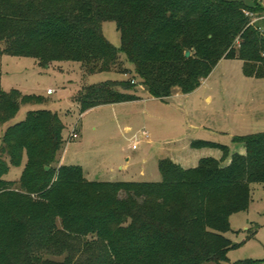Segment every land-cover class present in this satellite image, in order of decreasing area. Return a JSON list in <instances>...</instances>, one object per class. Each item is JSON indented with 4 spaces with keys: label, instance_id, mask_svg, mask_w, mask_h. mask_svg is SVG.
I'll list each match as a JSON object with an SVG mask.
<instances>
[{
    "label": "trees",
    "instance_id": "obj_1",
    "mask_svg": "<svg viewBox=\"0 0 264 264\" xmlns=\"http://www.w3.org/2000/svg\"><path fill=\"white\" fill-rule=\"evenodd\" d=\"M249 2L0 0V57L28 56L47 67L76 61L99 72L115 69L125 55L133 78L83 87L76 100L82 112L139 99L136 78L155 98L176 87L189 94L222 59L243 61L244 74L260 79L264 5ZM247 12L261 19L252 24ZM109 19L120 32L119 48L103 34ZM43 100L0 85V150L8 156L0 160V264H40L47 246L68 251L65 262L47 264H72L79 248L92 250L88 264H228L230 217L248 209L253 185L264 183V132L234 136V149L194 140L193 148L221 155L188 167L162 158L160 181H93L80 165H59L65 129L59 112L29 109L11 123L23 105ZM23 161L15 187L2 177Z\"/></svg>",
    "mask_w": 264,
    "mask_h": 264
},
{
    "label": "rangeland",
    "instance_id": "obj_2",
    "mask_svg": "<svg viewBox=\"0 0 264 264\" xmlns=\"http://www.w3.org/2000/svg\"><path fill=\"white\" fill-rule=\"evenodd\" d=\"M249 1L252 2L246 0ZM102 29L110 43L121 47V35L114 20L104 21ZM121 57L123 63L119 62L113 70L88 72V67L76 61L53 62L47 67L32 57L2 55V89H18L44 99L41 103L23 105L11 123L23 120L29 109L59 112L65 124L59 165H80L93 181H160V159H180L188 167L197 164L204 152H216L217 149L208 148L195 150L189 157L185 145L190 136L234 149L237 147L234 136L264 132V78L247 77L242 62L234 59L219 63L210 78L188 95L176 96L183 93L176 87L168 97L153 98L136 78L138 101L101 105L82 112L76 100L83 87L133 78L134 65L125 55ZM195 125H204L214 132L196 131ZM3 129L0 127V145ZM72 132H77L78 137L72 138ZM135 144L137 148L133 149ZM0 160L8 162V156L1 150ZM23 167L24 161L19 166L11 165L2 178L18 187ZM230 224L231 229L225 233L232 243L228 264L247 259L264 262V183L253 185L249 208L234 212ZM40 252L43 260L40 264L65 262L68 255L63 247L55 246L44 247ZM91 252L79 248L74 252L72 264H88Z\"/></svg>",
    "mask_w": 264,
    "mask_h": 264
},
{
    "label": "crops",
    "instance_id": "obj_3",
    "mask_svg": "<svg viewBox=\"0 0 264 264\" xmlns=\"http://www.w3.org/2000/svg\"><path fill=\"white\" fill-rule=\"evenodd\" d=\"M250 3V2H249ZM262 3H263V5H264V0H262ZM223 60H225V59H222L219 63H221ZM234 60H238V59H234ZM239 61H241V60H239ZM242 62V67H243V61H241ZM218 66V65H217ZM215 70V69H214ZM214 70H213V72H214ZM213 72L210 74V76L213 74ZM210 76L208 77V78H206L205 80H207V79H209L210 78ZM197 90V89H196ZM194 92V91H193ZM192 93V92H191ZM190 94V93H189ZM180 95H188V94H185V93H181V94H178V95H176V96H180ZM151 97H153V96H151ZM153 98H155V97H153ZM140 99V98H139ZM139 99H137V100H134V101H138ZM208 100H210V99H208ZM122 103H124V102H121V103H114V104H106V105H119V104H122ZM193 128H194V130H196V131H198V130H205V129H209L210 131H212V132H214V130H212L211 128H208V127H206V126H201V125H198V126H193ZM194 140H197V139H195V138H193L192 136H190V137H188V139H187V142H186V147H187V149H186V153H187V155L189 156V157H191V155H194V151L195 150H201V149H207V147H204V148H193L192 147V145H191V143H192V141H194ZM201 140H204V139H201ZM207 140V139H206ZM207 141H212V140H207ZM212 142H215V141H212ZM217 143H219V142H217ZM233 148V147H232ZM208 149H210V148H208ZM240 149V151L242 152L243 151V148H239ZM214 150V149H213ZM205 153V155L204 156H210V155H212V156H220L221 155V152L217 149L216 150V152H204ZM204 156H202V157H204ZM202 157H199L198 158V160L200 159V158H202ZM173 160H175V161H177V162H179V163H181L182 165H183V163H182V161L180 160V159H173ZM198 162V161H197ZM184 166V165H183ZM84 171H85V174H86V176H87V178H88V173H87V171L84 169ZM88 179H90V178H88ZM91 180V179H90Z\"/></svg>",
    "mask_w": 264,
    "mask_h": 264
},
{
    "label": "built area",
    "instance_id": "obj_4",
    "mask_svg": "<svg viewBox=\"0 0 264 264\" xmlns=\"http://www.w3.org/2000/svg\"><path fill=\"white\" fill-rule=\"evenodd\" d=\"M247 14L253 17V14H252V13H248V12H247ZM259 19H261V17H253L251 23L253 24L254 22H256V21L259 20ZM132 82L135 83L136 81H135V80H132ZM51 93H52V91L49 90V91H48V94H51ZM71 137H72V138H76V137H78V133H77V132H72ZM136 148H137V145H136V144L133 145V149H136Z\"/></svg>",
    "mask_w": 264,
    "mask_h": 264
},
{
    "label": "water",
    "instance_id": "obj_5",
    "mask_svg": "<svg viewBox=\"0 0 264 264\" xmlns=\"http://www.w3.org/2000/svg\"><path fill=\"white\" fill-rule=\"evenodd\" d=\"M191 55V51L187 50L186 51V56L189 57ZM46 170H49V167H46Z\"/></svg>",
    "mask_w": 264,
    "mask_h": 264
}]
</instances>
